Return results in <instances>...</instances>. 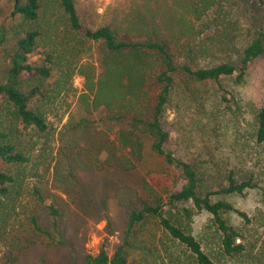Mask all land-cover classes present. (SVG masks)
<instances>
[{
  "label": "rangeland",
  "instance_id": "374dc122",
  "mask_svg": "<svg viewBox=\"0 0 264 264\" xmlns=\"http://www.w3.org/2000/svg\"><path fill=\"white\" fill-rule=\"evenodd\" d=\"M73 1L85 28L109 26L118 39L134 43L157 39L173 49L178 47L177 37L183 29L196 24L191 15L192 0ZM221 2L225 14L219 20L226 22L228 34L235 37L234 44L241 51L250 44L254 26L264 20V15L257 13L252 0ZM10 13V2L0 0V26L6 30V41L0 47V84L16 40L28 30L41 34L30 62L41 64L43 54L39 53L55 55L52 77L44 82L53 98L39 104L48 123L46 135L37 139L31 128L18 126L25 147L31 145L32 149L20 196L13 203L0 197V264L6 259L17 264H83L84 254L96 255L102 245L111 257L122 242L128 207L149 202L166 211L164 189L172 192L181 185L172 167L153 152L152 139L112 114L122 112L129 117L130 111H138L145 117L152 110L158 87L148 81L133 109L125 91L120 92L126 88L125 77L116 85L111 82L106 94L100 92L108 53L101 43L88 42L69 30L58 0H41L35 22ZM239 59V54L221 57L207 65H237ZM32 83L33 76H22L23 90L28 91ZM222 89L230 93L225 95L228 102L223 100ZM110 97H119V102L112 100L110 107L99 103ZM263 100L264 54L249 64L240 84L228 78L218 84L176 76L163 113L169 135L165 150L182 161L202 162L220 184L229 169L239 172L236 178L251 172L264 181V144L256 146L249 139ZM132 134L140 139V158L131 151ZM40 199L57 207L58 234L52 231L51 218ZM218 200L248 216L251 222L247 226L234 213L224 218L245 232L243 242L250 252L247 264H264V204L260 193L254 189L241 196L213 197V201ZM177 207L192 211L190 234L213 264H242L241 260L227 261L222 255L207 213L197 211L190 202ZM32 215L49 236L33 230L29 221ZM58 235L62 243H58ZM142 238L145 251H127L129 264H194L190 254L169 239L156 219L143 226Z\"/></svg>",
  "mask_w": 264,
  "mask_h": 264
},
{
  "label": "trees",
  "instance_id": "16d2710c",
  "mask_svg": "<svg viewBox=\"0 0 264 264\" xmlns=\"http://www.w3.org/2000/svg\"><path fill=\"white\" fill-rule=\"evenodd\" d=\"M7 1L11 5L10 16H19L28 22L38 20L41 0ZM252 1L257 13L264 15V0ZM58 4L67 18L72 33L88 42L101 43L108 53L104 67V82H100V92L106 94L111 82L116 85L121 81V77H125L126 88L120 92L125 91L128 104L133 109L135 104L140 103V92L148 81L158 87L152 110L145 117L138 111L136 113L130 111L129 117L122 112L112 114L114 119L127 120L137 130L141 129L147 134L152 139L153 152L172 167L181 181L180 187L172 192L164 189L166 205L169 207L166 211H163L160 205L149 202L142 203L140 207H128L123 239L112 256L108 255L105 245H102L96 255L84 254L83 264H129L127 251H145L143 226L150 219L158 221L169 239L190 254L194 264H213L199 242L190 234L189 221L192 211L177 207L178 204L188 202L197 211L209 215L219 237L221 253L227 261L241 260L242 264H247L250 252L243 242L245 232L243 229L230 226L224 216L234 213L242 220L244 226L250 224V219L230 203L222 200L213 201V197L232 194L241 196L244 192L255 189L260 193L264 204V181L259 180L251 172H243L242 176L236 178L235 175L239 172L229 169L223 173V184H220L214 175L203 168L202 162H187L174 157L165 150L169 135L164 128L163 113L174 88L176 76L185 75L198 81L218 84L224 78L233 79L235 84L242 83L249 64L264 54V20L255 24L253 39L240 51L234 44L235 37L228 34L226 22H223V19L219 20L221 17L224 18L225 14L221 0H192L191 15L198 26L190 23L183 29L184 32L177 37L179 45L173 47V50L157 39L146 43L118 39L109 26L87 29L80 22L73 0H58ZM40 37L38 30L30 29L16 40L15 49L8 58L4 82L0 84V197L12 203L20 196L19 190L23 189L24 169L30 162L29 154L32 149L31 145L25 147L18 126H24L25 130L31 128L37 139L46 135L48 131L46 115L41 111L39 104L53 98L45 90L44 82L52 77L55 53H39L43 54L41 64L29 61L30 55L38 49ZM5 41L6 30L4 26H0V47ZM238 54L240 59L237 65L228 62L207 65V62L218 58ZM117 63L119 66H116ZM24 75L34 78V83L28 91L21 88V78ZM222 93L223 100L228 102L226 96L230 93L223 89ZM119 97L107 98L108 101L100 99L99 103L110 107L112 100L119 102ZM253 125L249 139L254 145L261 146L264 144V100L255 114ZM129 142L131 151L140 158L142 148L140 139L132 134ZM41 203L48 210L52 231L58 234L57 207L53 202L41 200ZM29 221L34 231L49 236L48 231L39 226L35 216L29 217ZM58 238V243H62L59 235ZM237 240L240 242L236 243ZM5 264L17 262L14 259H6Z\"/></svg>",
  "mask_w": 264,
  "mask_h": 264
}]
</instances>
